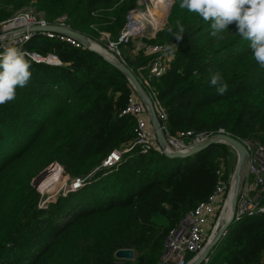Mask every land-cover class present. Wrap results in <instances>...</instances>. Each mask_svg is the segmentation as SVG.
<instances>
[{
    "label": "trees",
    "instance_id": "trees-1",
    "mask_svg": "<svg viewBox=\"0 0 264 264\" xmlns=\"http://www.w3.org/2000/svg\"><path fill=\"white\" fill-rule=\"evenodd\" d=\"M171 1L166 24L150 38L119 42L116 58L140 79L151 55L135 49L138 43L173 44L176 55L166 71L151 78V87L144 84L166 108L169 132L224 129L264 146V68L249 42L235 23L221 38L212 37L211 21ZM137 2L0 0V22L34 5L48 24L66 16L69 27L108 49ZM177 20L185 29L182 39L175 37ZM43 34L37 31L27 48L53 54L59 63L31 59L27 85L0 105V264H163L170 230L221 178L234 174L235 149L216 142L172 157L135 146L118 165L101 166L136 139L135 117L123 113L136 90L100 51ZM217 70L228 85L223 95L210 86V72ZM52 163L71 181L99 169L89 184L42 207L33 180ZM121 248H133L134 258H118ZM205 264H264V213L232 223Z\"/></svg>",
    "mask_w": 264,
    "mask_h": 264
},
{
    "label": "built area",
    "instance_id": "built-area-1",
    "mask_svg": "<svg viewBox=\"0 0 264 264\" xmlns=\"http://www.w3.org/2000/svg\"><path fill=\"white\" fill-rule=\"evenodd\" d=\"M149 1L153 6V11L148 9V12H142L141 10L146 8ZM165 3H169L168 9L165 7L167 6ZM170 5L171 1L169 0H138L137 5L128 13V20L118 42L111 41L108 49L120 55L119 42H129L133 37L143 35L151 28L148 24L154 20L156 22L158 20L159 24L152 27L154 28L152 35H154L155 31L159 29L158 25L163 20V14L167 13L168 15ZM43 14V11H37L36 9H22L1 21L0 51H3L5 46H8L14 41L15 46L29 52L32 59L37 62L59 63V60L53 54H42L37 51H30L27 48L28 42L37 32L36 30H31V28L35 25H47L49 23L42 17ZM56 24L68 26L66 16L60 17ZM41 32L45 36L65 40L77 47L83 44L69 34L48 30ZM140 48L143 49L145 54L151 55L146 65L148 74L140 71V80L144 82H142L143 85L145 84L151 87V78L159 76L166 71L170 65V61L176 55V48L174 45L166 43L139 42L135 49ZM123 61L125 62V60ZM147 91L153 100V105L160 120L161 127L166 134L168 141L166 149L168 151H174L176 149L188 150L190 147L201 143L213 135L209 132L195 133L191 130L182 131L178 135H172L166 125V108L152 91ZM123 113H130L135 117L137 123L136 139L124 148L112 151L101 166L112 167L118 165L123 155L135 146L140 147L144 153L152 149L164 151L158 140L156 130L151 123L148 106L139 98L136 92L129 98L128 105ZM219 132L225 131L221 129ZM186 139H189V141H186ZM240 140L247 147L249 154L246 159L244 179L237 197V205L233 213L235 221L264 213V146L250 139ZM93 172L85 177L73 179L70 188H77L84 184L89 180ZM221 172L222 170L219 171L220 174ZM233 183L234 177H231L228 181H223L221 178L209 197L191 209L179 225L170 230L167 236L166 249L161 257L163 264H188L191 255L195 256L204 249L210 235L215 233L231 215L225 216L224 213L229 206L228 201L233 191Z\"/></svg>",
    "mask_w": 264,
    "mask_h": 264
},
{
    "label": "clouds",
    "instance_id": "clouds-1",
    "mask_svg": "<svg viewBox=\"0 0 264 264\" xmlns=\"http://www.w3.org/2000/svg\"><path fill=\"white\" fill-rule=\"evenodd\" d=\"M179 7L197 14L206 22L211 21L212 31L210 35L215 38H221V33L228 29L230 24L235 23L237 33L249 42L254 60L264 68V0H181ZM175 26L178 30L175 37L182 39V34L185 31L183 24L177 20ZM169 31L171 32L172 29L170 28ZM31 59V54L15 46L14 41L5 46L3 51H0V105L14 100L17 89L27 85L32 76ZM210 86H215L219 95H223L228 89L227 83L223 81L218 70L210 72ZM70 186L69 190L75 189L70 188ZM234 211L232 210L231 216H233ZM232 219V223L236 222L234 216ZM215 233L210 235V238ZM193 256L190 257V260Z\"/></svg>",
    "mask_w": 264,
    "mask_h": 264
},
{
    "label": "water",
    "instance_id": "water-1",
    "mask_svg": "<svg viewBox=\"0 0 264 264\" xmlns=\"http://www.w3.org/2000/svg\"><path fill=\"white\" fill-rule=\"evenodd\" d=\"M171 8V7H170ZM31 30L36 31H53V32H59V33H65L69 34L71 36H74L79 41H81L85 46H89L90 48H94L98 51H100L102 54H104L115 66H117L121 71H123L128 78L130 79L133 87L135 88L137 94L142 99V101L148 106L151 121L154 129L156 130L158 140L160 142L161 147L164 149V152L169 156H189L197 151H200L208 146H210L213 143L216 142H224L229 145H231L238 153V161L237 166L235 169L234 177H235V183H234V195H233V210H235L237 205V196L240 191L242 181H243V175L245 173V164L247 155L249 154V151L247 147L239 140L238 138L224 133V132H218L213 135H211L206 140L202 141L201 143H198L192 147H190L188 150H180L176 149L174 151H168L167 148V138L164 130L161 127L160 120L158 118L157 112L155 110V107L153 105V100L145 88V86L142 84L140 79L137 77V75L134 73L131 67L127 65L123 60L116 59L115 57H112V55H108L105 53L102 49L96 48L92 46V40L84 33H81L79 31H76L72 29L69 26L56 24V23H50L47 25H35L31 28ZM233 216L229 217L226 222L220 227V229L209 239L207 244L205 245L204 249L200 251L197 255H195L188 264H205L209 257L211 256L212 248L221 240L225 232L228 230L229 226L233 222ZM116 256L118 258H126V259H132L135 256V251L133 248H121L118 249L115 252Z\"/></svg>",
    "mask_w": 264,
    "mask_h": 264
},
{
    "label": "rangeland",
    "instance_id": "rangeland-1",
    "mask_svg": "<svg viewBox=\"0 0 264 264\" xmlns=\"http://www.w3.org/2000/svg\"><path fill=\"white\" fill-rule=\"evenodd\" d=\"M34 7L35 6L32 5V6L27 7V9L28 10H35ZM166 8L168 9L169 6L166 7ZM148 9L153 11V6L151 5L150 1L147 3L146 8L142 9L141 11L145 13V12H148ZM158 22H159L158 20H157V22L154 20L153 22L148 24L151 28H149V30H147L142 35V37H149L150 38V36H152L153 30H154V28H152V27H154L155 25L159 24ZM166 22H167V13H164L163 14V20L161 21L160 25H158V28H161L164 24H166ZM102 50L105 53H107L108 55L111 54L112 57L116 58V55L113 53L112 50H110V49L107 50V49H105V47H102ZM127 52L128 51L126 50V53ZM50 63H53V62H50ZM236 154H237L236 156H237V161H238V153H237V151H236ZM236 166H237V164H236ZM245 168H246V164H245ZM235 169H236V167H235ZM53 172L56 175L55 177L53 175ZM57 173H58L57 168H56L55 164L52 163L45 170H43L37 177H35L34 180H33L34 185L36 186V188L41 193L42 199L40 200V204H41L42 207H46L47 204L57 201L60 195H64V194L68 193V191H69V186L71 184V179H70L69 174L68 173H62L61 176H58ZM234 173H235V171H234ZM90 180H92V179H90ZM42 183L45 185L44 187L41 186ZM86 184H89V181ZM231 206H232V203H231L230 207ZM230 207L226 209V211L224 213L225 216L228 214V212H230Z\"/></svg>",
    "mask_w": 264,
    "mask_h": 264
},
{
    "label": "bare ground",
    "instance_id": "bare-ground-1",
    "mask_svg": "<svg viewBox=\"0 0 264 264\" xmlns=\"http://www.w3.org/2000/svg\"><path fill=\"white\" fill-rule=\"evenodd\" d=\"M164 1V0H163ZM170 1V0H169ZM165 5H167V6H165V7H168L169 6V3H165ZM156 19V18H155ZM92 45L94 46V47H96V48H99V49H102V47H101V45L99 44V43H97V42H95V41H93L92 42ZM81 186V185H80ZM231 194H232V200H233V195H234V190L231 192ZM231 194H230V196H231ZM230 198V197H229ZM232 200H231V202H232ZM228 203H229V201H228ZM229 205V204H228ZM232 210H233V204H232ZM232 210H231V212H232ZM231 212H229L227 215H230V214H232ZM226 215V216H227ZM231 216V215H230ZM229 216V217H230Z\"/></svg>",
    "mask_w": 264,
    "mask_h": 264
},
{
    "label": "crops",
    "instance_id": "crops-1",
    "mask_svg": "<svg viewBox=\"0 0 264 264\" xmlns=\"http://www.w3.org/2000/svg\"><path fill=\"white\" fill-rule=\"evenodd\" d=\"M152 123V122H151ZM231 200H232V194H231V196H230V198H229V206H228V208L230 207V205H231ZM231 210H232V206L230 207V212H231ZM229 213V212H228Z\"/></svg>",
    "mask_w": 264,
    "mask_h": 264
}]
</instances>
